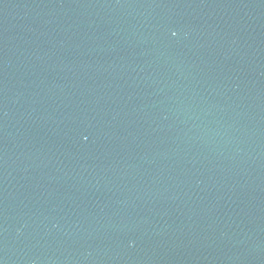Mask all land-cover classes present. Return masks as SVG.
Masks as SVG:
<instances>
[{"label": "water", "instance_id": "obj_1", "mask_svg": "<svg viewBox=\"0 0 264 264\" xmlns=\"http://www.w3.org/2000/svg\"><path fill=\"white\" fill-rule=\"evenodd\" d=\"M0 264H264V0H0Z\"/></svg>", "mask_w": 264, "mask_h": 264}]
</instances>
